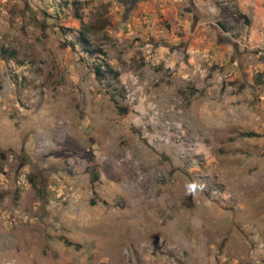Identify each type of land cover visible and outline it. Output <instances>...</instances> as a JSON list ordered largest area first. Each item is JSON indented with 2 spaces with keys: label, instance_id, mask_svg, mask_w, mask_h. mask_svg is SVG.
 <instances>
[{
  "label": "rangeland",
  "instance_id": "1",
  "mask_svg": "<svg viewBox=\"0 0 264 264\" xmlns=\"http://www.w3.org/2000/svg\"><path fill=\"white\" fill-rule=\"evenodd\" d=\"M20 232L29 264H264V0H0Z\"/></svg>",
  "mask_w": 264,
  "mask_h": 264
},
{
  "label": "crops",
  "instance_id": "2",
  "mask_svg": "<svg viewBox=\"0 0 264 264\" xmlns=\"http://www.w3.org/2000/svg\"><path fill=\"white\" fill-rule=\"evenodd\" d=\"M34 238L35 236L30 232H20L15 235L10 251L3 250V246H0V264H29L30 260L35 256L30 251V245L34 242ZM11 255L14 256V259L7 261L6 257Z\"/></svg>",
  "mask_w": 264,
  "mask_h": 264
},
{
  "label": "flooded vegetation",
  "instance_id": "3",
  "mask_svg": "<svg viewBox=\"0 0 264 264\" xmlns=\"http://www.w3.org/2000/svg\"><path fill=\"white\" fill-rule=\"evenodd\" d=\"M195 14H196V12H195Z\"/></svg>",
  "mask_w": 264,
  "mask_h": 264
}]
</instances>
